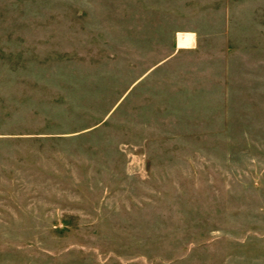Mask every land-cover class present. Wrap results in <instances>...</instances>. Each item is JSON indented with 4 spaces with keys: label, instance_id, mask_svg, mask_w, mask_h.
I'll return each mask as SVG.
<instances>
[{
    "label": "rangeland",
    "instance_id": "374dc122",
    "mask_svg": "<svg viewBox=\"0 0 264 264\" xmlns=\"http://www.w3.org/2000/svg\"><path fill=\"white\" fill-rule=\"evenodd\" d=\"M0 264H264V0H0Z\"/></svg>",
    "mask_w": 264,
    "mask_h": 264
}]
</instances>
